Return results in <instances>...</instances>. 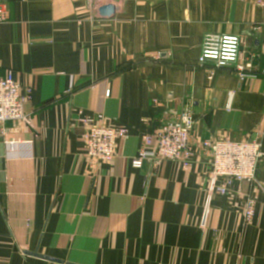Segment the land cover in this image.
Returning a JSON list of instances; mask_svg holds the SVG:
<instances>
[{"label":"crops","instance_id":"1","mask_svg":"<svg viewBox=\"0 0 264 264\" xmlns=\"http://www.w3.org/2000/svg\"><path fill=\"white\" fill-rule=\"evenodd\" d=\"M108 5L115 17L100 18ZM0 7L10 15L0 26V79L12 72L33 93L26 122L0 124V264H264V75L240 82L228 67L210 79L213 65L198 66L208 35L240 36L261 51L255 0ZM255 66L264 71V56ZM186 107L196 122L189 170L134 169L142 138ZM80 115L128 130L111 165L89 169ZM221 138H258L262 153L255 179L225 194L201 146Z\"/></svg>","mask_w":264,"mask_h":264},{"label":"built area","instance_id":"2","mask_svg":"<svg viewBox=\"0 0 264 264\" xmlns=\"http://www.w3.org/2000/svg\"><path fill=\"white\" fill-rule=\"evenodd\" d=\"M103 0H86L90 7L97 8ZM255 4L264 9V0H255ZM9 12L0 7V26L8 23ZM263 36L260 52L251 49L240 36L205 37L198 66L207 63L213 65L210 79L215 71L231 67L240 82L256 79L258 73L255 63L264 56V24L259 28ZM32 91L23 89L16 81L14 74L8 72L0 79V124L27 121L26 104L32 99ZM79 125L84 129V158L92 170L94 166L111 165L117 158L118 142L128 138V130L123 127L111 128L103 117H79ZM195 120L189 107L184 108L177 119L164 125L155 135L142 138V145L137 156L132 160L134 169H141L144 163L160 164L174 162L189 170L193 149L190 145L191 133ZM201 146L209 151L211 175L214 179H222L224 188L217 192L226 193L227 187L235 182H251L255 179V171L262 156L261 143L258 138L252 141L234 142L229 138L207 140ZM254 215V204L249 201L244 209V221L250 223Z\"/></svg>","mask_w":264,"mask_h":264},{"label":"water","instance_id":"3","mask_svg":"<svg viewBox=\"0 0 264 264\" xmlns=\"http://www.w3.org/2000/svg\"><path fill=\"white\" fill-rule=\"evenodd\" d=\"M115 15H116V8L113 5L104 6L99 10V16L102 19H112L115 17ZM33 256L40 257V255H37V254H35ZM41 258L56 262L54 259H50L47 257L41 256ZM57 262H59V261H57Z\"/></svg>","mask_w":264,"mask_h":264}]
</instances>
